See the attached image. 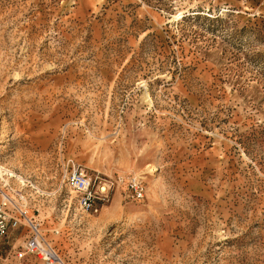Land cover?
<instances>
[{
  "label": "rangeland",
  "instance_id": "obj_1",
  "mask_svg": "<svg viewBox=\"0 0 264 264\" xmlns=\"http://www.w3.org/2000/svg\"><path fill=\"white\" fill-rule=\"evenodd\" d=\"M74 165L124 181L100 212ZM0 166L60 264H264V0H0Z\"/></svg>",
  "mask_w": 264,
  "mask_h": 264
},
{
  "label": "built area",
  "instance_id": "obj_2",
  "mask_svg": "<svg viewBox=\"0 0 264 264\" xmlns=\"http://www.w3.org/2000/svg\"><path fill=\"white\" fill-rule=\"evenodd\" d=\"M131 197L141 201L145 198L143 183L132 178L128 180ZM67 182L77 198L79 208L89 214H96L107 206L116 189L124 183L122 179L104 178L92 175L81 165H74L67 176ZM26 210L18 208L12 214L5 206H0V239L7 237L11 232L20 229L23 225L29 229V236L25 245L17 252V258L22 260L35 256L45 264H60V258L54 248L44 239L41 226L37 221L26 217ZM24 217V219H22Z\"/></svg>",
  "mask_w": 264,
  "mask_h": 264
},
{
  "label": "bare ground",
  "instance_id": "obj_3",
  "mask_svg": "<svg viewBox=\"0 0 264 264\" xmlns=\"http://www.w3.org/2000/svg\"><path fill=\"white\" fill-rule=\"evenodd\" d=\"M3 171H4V169L0 166V175H2ZM3 199L12 203V199L8 195H4Z\"/></svg>",
  "mask_w": 264,
  "mask_h": 264
},
{
  "label": "crops",
  "instance_id": "obj_4",
  "mask_svg": "<svg viewBox=\"0 0 264 264\" xmlns=\"http://www.w3.org/2000/svg\"><path fill=\"white\" fill-rule=\"evenodd\" d=\"M19 230V229H18Z\"/></svg>",
  "mask_w": 264,
  "mask_h": 264
}]
</instances>
